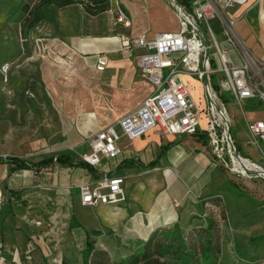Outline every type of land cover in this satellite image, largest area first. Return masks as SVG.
Wrapping results in <instances>:
<instances>
[{
  "label": "rangeland",
  "instance_id": "374dc122",
  "mask_svg": "<svg viewBox=\"0 0 264 264\" xmlns=\"http://www.w3.org/2000/svg\"><path fill=\"white\" fill-rule=\"evenodd\" d=\"M18 1L20 0H0V153L17 155L35 162L46 156L66 152L72 158L80 160L79 154L88 150L82 144L87 135L113 122L153 91L152 84L142 76L136 58L127 51L112 55L108 69L100 72L96 70L94 63L97 53L104 51L84 50L83 40H107L115 34L113 18L116 19L117 8L124 9L122 0H111L110 8L97 17L83 13L82 9L69 11L66 18H70V29L84 31L88 36H78L68 41L46 20L34 27L25 41L19 33V14L7 17L8 7L17 5ZM131 1L140 4L141 0ZM162 1L170 11V0ZM166 23L176 26L178 19L171 18ZM211 24L219 40H222L217 21L212 20ZM96 31H99L97 39L89 36ZM225 47L238 62L236 55L240 57L242 48L231 44H225ZM256 61L264 64L261 59L256 58ZM189 85L194 96H202L200 85L194 81ZM225 96L228 99L226 106L232 117L231 130L237 150L242 156L264 167V140L259 142L260 146L250 142L241 107L233 101L229 92ZM32 102H35L34 106ZM90 113H95V117L90 118ZM205 123L206 116L203 114L199 127ZM184 140H189L190 143L193 140L194 145L199 146L198 152H203L206 146L187 134ZM225 159L232 167L227 152ZM109 165L110 162L104 166L107 168ZM134 167L130 172L143 171L138 165ZM230 167L214 155L212 168L207 171V175L210 173L211 177L209 184L194 205L195 210L199 212L202 208L203 198L213 194L221 196L227 209L225 220L221 218L220 207L214 204L208 203L204 210L205 213L213 212L219 223L221 240L226 242L223 260L238 264L234 252L235 239L244 247L247 258H251L255 264H264V177L243 176ZM51 171L55 177L54 185H59L57 188L66 195L65 204L59 201L60 197L49 199L48 193L51 190L43 192L37 185L40 182L38 174L31 171L19 172L22 177H33L36 183V194L30 200L33 206L31 213L35 217L46 219L51 211L53 217H56L60 214L64 216V211L71 214L73 209L78 217L75 222H79L82 227H74L72 230L69 228L68 232L65 226L61 227L54 221L51 224L52 239H45L51 250H5L7 255L0 259V264H61L63 257L81 264L85 232L93 229L100 230V234H91L95 247L108 250L114 260L143 245L148 227L143 224L139 203L131 198L135 183L126 184L125 200L119 203H128L129 213L115 212V220L111 219L112 214L106 213L103 220L101 207L80 203L79 185L89 179L84 169L77 168L69 172L66 169H48V172ZM184 171L183 166L175 169V179L188 189L189 176ZM188 194L190 196L186 202L191 206L190 202L195 198L191 192ZM159 196L162 198V195ZM20 201L27 202V199ZM165 201L170 206V212L177 210L184 202L180 199ZM160 202L164 204L163 199ZM131 226H142L145 230L138 232Z\"/></svg>",
  "mask_w": 264,
  "mask_h": 264
},
{
  "label": "built area",
  "instance_id": "2783aa9c",
  "mask_svg": "<svg viewBox=\"0 0 264 264\" xmlns=\"http://www.w3.org/2000/svg\"><path fill=\"white\" fill-rule=\"evenodd\" d=\"M248 1L189 0L182 4L170 0L179 21L176 30L160 31L152 37L146 33L121 35L122 48L136 58L153 91L137 106L85 137L82 144L88 150L80 153L79 159L101 170L102 175L79 185L82 205H117L125 200V177L111 175L103 168V160L115 159L123 152V138L131 141L151 130L167 135L205 132L213 154L223 164L230 167L225 159L227 152L231 170L247 177H264V167L237 150L225 96L229 92L241 107L250 142L260 146L264 140V64H259L245 47L236 29L238 16L230 14L231 9ZM115 15L125 28L131 27V17L124 9L117 8ZM212 20L217 21L222 40ZM225 44L242 48L241 58L236 55L239 63ZM108 62L107 52L98 53L96 70L104 71ZM188 78L201 82V98L193 97ZM203 114L206 123L199 127ZM262 154L264 158V150ZM232 155L246 159L255 169L240 172L234 167ZM3 202L4 188L0 184V214Z\"/></svg>",
  "mask_w": 264,
  "mask_h": 264
},
{
  "label": "crops",
  "instance_id": "0c3cea01",
  "mask_svg": "<svg viewBox=\"0 0 264 264\" xmlns=\"http://www.w3.org/2000/svg\"><path fill=\"white\" fill-rule=\"evenodd\" d=\"M122 3L124 10L131 17V27L125 28L113 18V25L116 27L114 28L115 34L109 36L107 40L98 39L96 42L83 40L84 50L87 52L104 51L109 53V62L104 71L108 69L110 57L112 55H118L119 51L126 52L121 46V35L124 32L132 35L146 33L148 36L152 37L155 33L160 31L176 30L179 25L170 26L166 23L167 20L171 18L178 19V17L175 10L171 8L170 5H168V7H170L171 10H167V5L162 0H141L140 4H136L131 0H122ZM8 8H10V6ZM78 9H82L83 13L85 12L83 6L79 3L69 4L59 8L57 11L58 28H54L66 41L78 36H88L84 31L70 29V22H68L70 18L66 17L69 15V11ZM230 14L238 16L236 29L245 47L254 58L261 59L264 63V0H249L245 5L236 6L231 9ZM99 15L89 16L97 17ZM97 33H99V31L92 32L89 36L97 39ZM237 59L239 63L240 59ZM96 60L97 57L95 58V63ZM130 77L131 76H129V78ZM193 81L200 85L201 88V82L199 80L188 78V84ZM193 97L197 99L200 96L193 95ZM131 109L132 108H128L124 113ZM89 117H95V113H90ZM187 135L202 141L206 145L204 150H202L203 152H198L199 146L194 145L195 143L193 140H191V143L189 140H184L186 134L167 135L156 130H151L131 141L126 138L123 141L121 140V145L124 149L123 152L117 158L105 160L103 163V168L108 170L110 174L126 176L127 179H125L124 183L125 189L126 184H131L130 182H132L133 185V183H135L134 186H132L133 194L131 198L136 203H139V208L143 213V224L145 227H148L146 228L145 240L148 235L158 227L170 226L176 221H180L181 224L186 223L189 217L196 212L194 205H196L198 198H200L204 191L203 189L209 184L208 182L211 177L210 173L207 175V171L212 168L214 154L209 145L208 137L205 132L201 131L196 134ZM124 142L127 143L124 144ZM0 154L4 155L3 153ZM155 158H159L158 163L154 167H147L146 165ZM126 159H132L134 162L129 166H124L121 162ZM109 162V167L105 168V163ZM134 165H138L143 171L139 173L130 172L135 168ZM181 166H183L185 174L189 176V182L187 183L188 189H185V187L181 185V183L179 184L177 179H175V169ZM10 167L11 165L8 163H0V184L4 187L6 195H9L10 190L15 191V195H10L12 206L14 207L13 214L7 216L3 222H0V259L4 258L2 254L5 250H51L45 243V239H52L53 227L51 224L55 221V223H59L61 227L65 226V229L69 232L73 209L71 214L64 211L66 212L64 216L60 214V216L53 217L51 211L50 216L47 215L46 219L39 216L35 217L31 213L33 206L30 204V200L31 197L36 194V183L33 177H22L19 173L30 170L24 169L12 173ZM87 177L89 178V176ZM37 185L41 187L43 192L51 190L48 193L50 200L60 197L59 201L65 204L66 195L63 190L57 188L60 187L59 185H54V181L52 184H42L39 182ZM189 192H191L195 198L193 202H190L191 206H189V202H186V199L190 196V194H188ZM159 195H162V198H160ZM20 199H27V202H22ZM160 199L164 200V204L160 202ZM177 199L181 201L184 200V202H182V205L177 210L174 212L171 211V214L169 211L170 206L166 204L165 200L169 202ZM129 206L128 203H125L123 205L105 204L97 207H101L103 211V220L106 213L112 214L111 219L115 220V212L128 214ZM81 227L82 226L79 225L75 228ZM135 229H137L138 232L145 230L142 226H136ZM1 250H3V252H1Z\"/></svg>",
  "mask_w": 264,
  "mask_h": 264
},
{
  "label": "trees",
  "instance_id": "16d2710c",
  "mask_svg": "<svg viewBox=\"0 0 264 264\" xmlns=\"http://www.w3.org/2000/svg\"><path fill=\"white\" fill-rule=\"evenodd\" d=\"M188 0H177L179 3H187ZM189 2V1H188ZM72 3H79L83 6L88 15H99L110 8L111 0H20L18 4L10 5L7 17L19 14V33L23 39L30 35L31 30L41 21L46 20L58 28L57 11ZM35 102H32L34 106ZM2 116L0 115V118ZM159 158L150 161L146 166L151 168L158 163ZM5 162L11 165V172L28 169L34 174H38L42 184H52L55 171L66 169L68 172L82 168L89 179L98 178L102 175L99 169L84 160H76L68 153H59L42 158L39 161L31 162L17 155L4 156L0 154V163ZM132 159L122 160V165H131ZM112 175V174H111ZM4 188V187H3ZM10 195H15V191L6 195L4 189V202L0 214V222L13 214ZM202 208L199 212L193 213L186 223L174 222L170 226L158 227L154 229L146 238L143 245L137 250H133L128 255L121 256L114 260L108 250L95 247V240L91 234H100V230L93 229L86 231L85 246L82 249L81 264H235L225 262L222 258L223 249L226 242L221 240L220 226L213 212H206L208 203L220 207L222 219L227 218L226 205L221 196L213 194L202 199ZM13 207V208H12ZM195 220V221H194ZM76 213L73 212L70 228L79 226ZM194 221V222H193ZM76 223V224H75ZM193 225V226H192ZM191 227V228H189ZM189 228V230H187ZM234 252L237 256L238 264H255L251 258H247L244 247L233 239ZM3 252V250H1ZM2 255H7L3 252ZM247 261V262H244ZM61 264H76L66 257H63Z\"/></svg>",
  "mask_w": 264,
  "mask_h": 264
},
{
  "label": "bare ground",
  "instance_id": "6f19581e",
  "mask_svg": "<svg viewBox=\"0 0 264 264\" xmlns=\"http://www.w3.org/2000/svg\"><path fill=\"white\" fill-rule=\"evenodd\" d=\"M231 160L234 163V167L236 169H238L240 172H246L248 169H250V170L255 169V167L250 162H248L246 159L245 160L243 158L240 159V158H237L236 156L232 155Z\"/></svg>",
  "mask_w": 264,
  "mask_h": 264
}]
</instances>
